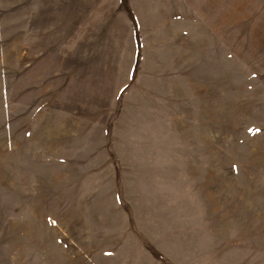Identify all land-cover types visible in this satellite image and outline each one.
<instances>
[{"label": "rangeland", "instance_id": "1", "mask_svg": "<svg viewBox=\"0 0 264 264\" xmlns=\"http://www.w3.org/2000/svg\"><path fill=\"white\" fill-rule=\"evenodd\" d=\"M0 0V264H264V0Z\"/></svg>", "mask_w": 264, "mask_h": 264}, {"label": "trees", "instance_id": "2", "mask_svg": "<svg viewBox=\"0 0 264 264\" xmlns=\"http://www.w3.org/2000/svg\"><path fill=\"white\" fill-rule=\"evenodd\" d=\"M123 6L129 11L130 16L132 17L133 22L137 26V24H136V16H134V14L131 12V10H130V8L128 6V0H123Z\"/></svg>", "mask_w": 264, "mask_h": 264}]
</instances>
